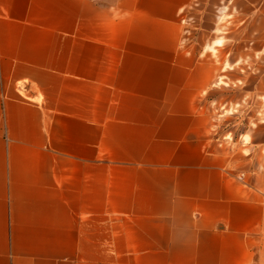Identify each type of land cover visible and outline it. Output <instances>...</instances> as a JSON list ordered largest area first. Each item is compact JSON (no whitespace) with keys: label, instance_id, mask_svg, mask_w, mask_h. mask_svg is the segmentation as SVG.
Wrapping results in <instances>:
<instances>
[{"label":"crops","instance_id":"0c3cea01","mask_svg":"<svg viewBox=\"0 0 264 264\" xmlns=\"http://www.w3.org/2000/svg\"><path fill=\"white\" fill-rule=\"evenodd\" d=\"M211 49L264 61V0H0V264L262 263L264 109L217 131Z\"/></svg>","mask_w":264,"mask_h":264},{"label":"rangeland","instance_id":"374dc122","mask_svg":"<svg viewBox=\"0 0 264 264\" xmlns=\"http://www.w3.org/2000/svg\"><path fill=\"white\" fill-rule=\"evenodd\" d=\"M186 26L187 31L185 30L184 36L197 47L202 26L195 21H191ZM240 40L241 37H239V46L244 42ZM222 44H225L224 39ZM210 51L209 55L213 60L221 63L223 68L218 84L207 94V101H210V110L217 119V131L224 133L232 130L236 136L251 124V121L263 119L261 110L264 109V101H261L258 93L260 94L261 89L264 88V85L259 83L264 76V61L261 60L260 55L252 57L246 52H239L237 57L234 55L232 58L229 53L216 54L215 58L212 49ZM250 94L254 96L251 97ZM226 137L232 138L229 134ZM261 264H264V253Z\"/></svg>","mask_w":264,"mask_h":264},{"label":"bare ground","instance_id":"6f19581e","mask_svg":"<svg viewBox=\"0 0 264 264\" xmlns=\"http://www.w3.org/2000/svg\"><path fill=\"white\" fill-rule=\"evenodd\" d=\"M220 42H221V41H220V40H218V41H216L215 43H216V44H220Z\"/></svg>","mask_w":264,"mask_h":264}]
</instances>
